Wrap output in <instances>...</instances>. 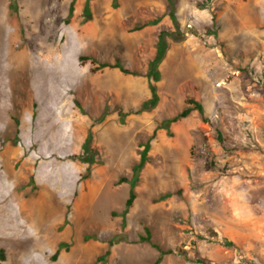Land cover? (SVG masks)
Returning a JSON list of instances; mask_svg holds the SVG:
<instances>
[{
	"label": "rangeland",
	"instance_id": "374dc122",
	"mask_svg": "<svg viewBox=\"0 0 264 264\" xmlns=\"http://www.w3.org/2000/svg\"><path fill=\"white\" fill-rule=\"evenodd\" d=\"M2 163L31 212L0 199V264H152L146 228L161 264H264V0H0Z\"/></svg>",
	"mask_w": 264,
	"mask_h": 264
},
{
	"label": "trees",
	"instance_id": "16d2710c",
	"mask_svg": "<svg viewBox=\"0 0 264 264\" xmlns=\"http://www.w3.org/2000/svg\"><path fill=\"white\" fill-rule=\"evenodd\" d=\"M117 2H118V0H114V4L115 5L117 4ZM171 16H172V19L174 20V23L179 28L180 25H179V22H178L176 14L172 13ZM164 35H165V33H162V35H161L162 40L159 43L157 57L150 63V71L148 73V76L150 78H152V81H155V82L160 80V74L161 73H160V70H159V66H160L161 61L165 57V53H166V50H167V42L165 40ZM105 68H118L125 74H132V75H135V76L139 75L138 73L131 72V71L127 70L119 62H117L116 64L101 63L98 66V70H102V69H105ZM151 91H152V98L145 103L144 110H151V109L155 108L158 105V103H159L160 97H159V94H158L157 87L155 86V84L153 82H151ZM194 111H198L200 113V115L203 118H205L206 111H205V108H204L203 104H201L198 100H196L194 98L188 99L187 107L182 112H180L178 115H176L175 117L165 120L158 127V129H165V130L170 131L171 130V125L173 123H176V122H178V121H180L182 119H185V118L189 117ZM156 132L154 134V137L156 136ZM147 149H149V147ZM148 159L149 158L147 156V153H145V155L142 156L141 161L134 166L133 172H134L136 178L139 176L140 171L147 164ZM124 182H129V179L124 177V178H122L120 180L121 184L124 183ZM136 198H137L136 185L133 184L132 188H131V191H130V197H129L127 203H126V208H127L126 213L133 206ZM145 230H146V235L141 237L140 242L149 243V244H151L154 248H156L160 252V255L157 258V260L154 263H152V264H161L163 262L165 256L168 255V254L173 253V251L172 250H164L160 245L156 244L153 241V236H152L151 230L149 228H146ZM119 241L120 240H119L118 236H116L113 239H111L109 241V248H108L107 252L102 257H100L98 259V261L99 262H107V260L109 259V257L112 254V248ZM59 253H60V249L58 250L57 254H59ZM4 258L5 257H4V254H3V250H1L0 251V259L4 260Z\"/></svg>",
	"mask_w": 264,
	"mask_h": 264
},
{
	"label": "bare ground",
	"instance_id": "6f19581e",
	"mask_svg": "<svg viewBox=\"0 0 264 264\" xmlns=\"http://www.w3.org/2000/svg\"><path fill=\"white\" fill-rule=\"evenodd\" d=\"M82 40V39H81ZM29 57V56H28ZM51 58V56H49L48 57V59H43V58H40L41 59V62H44L45 60L46 61H49V59ZM51 60V59H50ZM48 66V65H47ZM45 68V67H44ZM75 71V70H74ZM53 112V111H52ZM59 113V112H58ZM62 113V112H61ZM61 113H59V114H61ZM68 113V112H67ZM66 116V115H65ZM67 116H69V115H67ZM49 117V116H48ZM51 118V117H50ZM44 120V119H43ZM46 121V120H45ZM62 123V122H61ZM56 125V124H55ZM52 127V126H51ZM48 128V127H47ZM6 156H9V151H8V154L6 153ZM6 158V157H5ZM57 161V160H56ZM6 162H8L7 160H6ZM3 164V163H2ZM3 167H4V169H5V174H1V172H0V199H2V201L3 202H6V201H9V202H11V197H12V202H18L19 203V206L20 207H22V209H21V212H20V215L21 216H24V215H26V216H28L29 214H30V212H31V210L30 211H28V209H27V202L25 201V200H21V198L20 197H18L17 195H14L13 193H11V192H9V189H10V181H9V179L12 177V173L10 172V170H8L7 168V166L5 165V164H3ZM57 177H59V176H57ZM46 178L48 179L46 182H45V189H46V195L44 196V198H43V204L44 203H46L45 205H47L48 203V198H47V195H48V190H50L49 188L52 186V187H54V190H56V191H59V193L62 195V196H65V195H67V193H66V191H64L63 189H62V181H58V182H54V181H52L51 179H49L50 178V176L48 175V176H46ZM52 183H54V184H52ZM11 202V203H12ZM18 206V207H19ZM59 212H60V210L59 211H56V209H53L52 211H50V213H49V217H48V220H46V222H48L50 225V230L53 228L52 227V224L55 226V224L54 223H56V221L58 220V218H59ZM32 215V214H31ZM39 216V215H38ZM41 217V216H40ZM42 217H44V216H42ZM22 218V217H21ZM30 218H31V216H30ZM33 218V217H32ZM31 218V219H32ZM36 218V217H35ZM37 218H39V217H37ZM11 219H14V220H12V221H19L20 220V218H17V216L16 217H11ZM50 219V220H49ZM43 220H44V218H43ZM27 222V221H26ZM40 222V221H39ZM42 223H44L43 221H42ZM14 223L13 222H9V223H3L2 224V226H1V228H0V231H4V230H11V226L13 225ZM45 224V223H44ZM15 226H18V227H15V232H16V235H18L19 234V231H18V229L20 228V229H23V228H26V226H24L23 224H22V222L20 221V224H18V225H15ZM29 226V225H28ZM48 227V226H47ZM25 233H26V231H25ZM49 235V234H48ZM51 243L52 242H54L55 240H56V237L54 238H52L51 237ZM50 240V239H49Z\"/></svg>",
	"mask_w": 264,
	"mask_h": 264
}]
</instances>
